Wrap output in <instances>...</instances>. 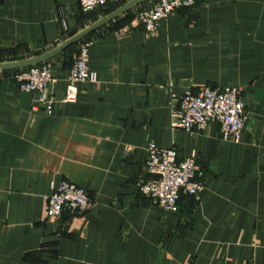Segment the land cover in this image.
<instances>
[{"label": "crops", "instance_id": "crops-1", "mask_svg": "<svg viewBox=\"0 0 264 264\" xmlns=\"http://www.w3.org/2000/svg\"><path fill=\"white\" fill-rule=\"evenodd\" d=\"M157 1L85 13L78 0H0V64L49 54L134 3L84 38L97 81L74 103L63 98L80 41L37 64L54 70L50 114L13 80L26 68L0 70V264H264V0H196L148 33L137 16ZM203 86L239 90L237 142L216 124L172 127L181 94ZM150 143L200 166L202 190L176 212L138 192ZM61 180L90 208L44 222Z\"/></svg>", "mask_w": 264, "mask_h": 264}, {"label": "built area", "instance_id": "built-area-1", "mask_svg": "<svg viewBox=\"0 0 264 264\" xmlns=\"http://www.w3.org/2000/svg\"><path fill=\"white\" fill-rule=\"evenodd\" d=\"M107 0H78L81 11L93 12L106 4ZM196 0H158L149 9L141 11L137 19L148 33L158 30L171 14L190 10ZM89 43L79 44L66 80L63 102L74 103L79 86L95 83L96 74L88 68ZM13 80L22 92L38 95L39 102L48 114L52 102L45 93L55 83L54 70L50 64L28 67L15 73ZM178 106L172 112V127L185 131L204 130L211 124L219 127L223 141L237 142L245 124V105L240 92L234 88L212 89L206 86L196 91L186 90L179 97ZM146 173L158 176L157 180H139L138 192L153 205L166 212H176L181 196L196 198L202 190L197 181L200 166L194 157L180 159L174 148L163 149L154 143L148 144ZM51 193L46 198L44 222L59 220L63 215L86 212L90 208L88 193L76 185L61 180L51 184Z\"/></svg>", "mask_w": 264, "mask_h": 264}, {"label": "water", "instance_id": "water-1", "mask_svg": "<svg viewBox=\"0 0 264 264\" xmlns=\"http://www.w3.org/2000/svg\"><path fill=\"white\" fill-rule=\"evenodd\" d=\"M138 1H142V0H137V2ZM133 4H129L127 6H124L123 8H120V9L116 10L115 12L109 14L108 16L102 18L101 20L97 21L96 23H94L89 28L83 30L82 32H80L79 34L74 36L71 40H69L68 42H66L62 46L56 48L54 51H52L49 54H46V55L41 56V57L36 58V59L27 60V61H23V62H17V63H11V64H0V70L28 68V67L43 63V62L49 60L50 58L54 57L55 55L59 54L63 50L71 47L72 45H74L76 43H78L82 39L86 38L87 36H89L93 32L97 31L98 29H100L101 27L106 25L107 23L111 22L114 18H116L117 16H119L123 12L127 11L130 7H132ZM145 179L146 180H149V179L157 180L158 176L146 174Z\"/></svg>", "mask_w": 264, "mask_h": 264}, {"label": "rangeland", "instance_id": "rangeland-1", "mask_svg": "<svg viewBox=\"0 0 264 264\" xmlns=\"http://www.w3.org/2000/svg\"><path fill=\"white\" fill-rule=\"evenodd\" d=\"M83 42H87V41H85V39H84V41L81 40V41L79 42V44H81V43H83ZM79 44H78L77 46H79Z\"/></svg>", "mask_w": 264, "mask_h": 264}]
</instances>
